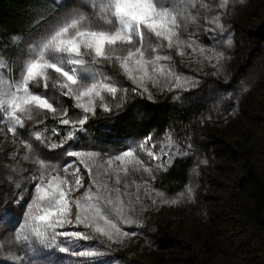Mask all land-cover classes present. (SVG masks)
Returning <instances> with one entry per match:
<instances>
[{"label": "rangeland", "instance_id": "rangeland-1", "mask_svg": "<svg viewBox=\"0 0 264 264\" xmlns=\"http://www.w3.org/2000/svg\"><path fill=\"white\" fill-rule=\"evenodd\" d=\"M206 3L211 5L210 10L193 9L194 15L198 12L197 21L189 23L182 32L183 39L195 41V46L204 48L205 53L201 55L187 47L183 48V56L176 49L161 50V55L171 57L161 63L174 76H157V83L146 81L148 91L145 92L123 76L118 66L103 63L95 67L111 76L122 91L117 92L115 98L104 93V102L112 111L105 112L97 106L95 115L89 114L83 131L61 124L59 116L41 113L25 121L24 127L17 129L16 137L0 133V243L5 244L0 264H13L3 259L10 253L23 257L16 264H32L33 261L35 264H264V227L258 228L251 222L246 212L250 201L243 187L251 169L264 172V0L230 3L226 9L218 7L219 0H206ZM65 14L45 26L32 43L46 35ZM215 16H219L223 30L209 23ZM7 41L9 46L18 49L15 62H22L26 58L22 53L32 43L18 48L21 33L9 35ZM216 54H222L223 58L217 60ZM0 55L4 56L1 49ZM12 71L16 74L15 69ZM175 76L181 78L179 83ZM32 90L43 92L42 88L34 86ZM47 95L59 111H67V119L78 121L83 117L84 113L74 106V101L68 105L51 86ZM159 95L178 107L194 111L185 132L169 128L145 137L132 136L123 141L124 147L103 141L104 136L93 138L95 135L88 124L94 118L98 128L110 129L112 118L120 108L131 105L133 113L141 116L139 101L155 100ZM5 127L0 123V128ZM36 132L42 133V140L35 139ZM69 132L71 139H67ZM169 138L171 146L164 150L171 154V162L183 156L194 160L188 183L173 194L156 184L159 174L165 171L157 170V165L168 160L161 148L169 144ZM21 140L33 146L32 153L27 152ZM146 141L141 151L140 145ZM129 150H135L153 169L155 179L140 172L129 178L142 187L137 191L133 186L128 189L132 195H122L123 218L111 213L121 232L128 233L120 237L122 242L109 240L93 228L75 223L55 229L88 236V239L58 236V242L68 247L69 253L41 248L34 243L33 247L41 248L37 256L26 245L13 241L14 231L24 223L34 195L36 182L31 177L39 175L37 165L31 159L25 160V155L39 157L61 168L67 163L80 168L84 187L71 194V199H77L84 195L91 181L84 165L68 156V152L97 153L99 159L95 163L99 164ZM148 151L155 152L161 159L150 158ZM60 174L64 175L62 171ZM110 186L113 185L110 183ZM157 192L163 193V197L157 196ZM164 199L177 203L165 204ZM8 210L10 216L4 217ZM76 214L77 208L72 206L70 218L73 221ZM126 219L133 222L126 223ZM100 226L107 227L102 222ZM71 251H93L97 255L78 257L72 256Z\"/></svg>", "mask_w": 264, "mask_h": 264}, {"label": "snow or ice", "instance_id": "snow-or-ice-1", "mask_svg": "<svg viewBox=\"0 0 264 264\" xmlns=\"http://www.w3.org/2000/svg\"><path fill=\"white\" fill-rule=\"evenodd\" d=\"M235 2L243 4L245 0H219L218 7L226 9ZM210 8L206 0H78L46 35L28 46L27 51L22 53L26 57L22 62L6 60L0 55V123L6 125L0 128V133L7 132L16 137L17 129L23 128L25 121H31L41 113L59 116L61 124L83 131L89 114L95 115L97 106L105 112L112 111L104 102V93L115 98L117 92L122 91L111 76L95 66L115 64L123 76L147 92L146 81L157 83V76L175 75L161 63L171 59L168 55H161V50L176 49L183 56V48L187 47L201 55L205 53L204 48L195 46V41L183 39L182 32L187 30L189 23L195 24L197 21L198 12L194 15L193 9ZM209 23L223 30L219 16L213 17ZM228 44H231L230 39ZM222 58V54H216L217 60ZM14 65L16 74L12 71ZM175 79L177 83L181 80L179 76H175ZM33 86L42 88L43 92H34ZM50 86L60 95L72 99L74 106L84 113L83 117L78 121L67 119V111H59L49 99L47 92ZM120 106L116 105L117 108ZM113 134L114 129L103 127L96 129L93 138ZM71 138L72 133L69 132L67 139ZM35 139L42 140V133L36 132ZM148 139L151 140V137ZM20 143L28 153L33 152L30 143L23 140ZM146 144L147 141L140 145L141 151ZM170 146L171 138L169 144L161 148L168 160L157 165V170H166L169 166L172 156L164 149ZM146 154L154 160L161 159L153 151ZM67 155L84 165L91 181L84 195L77 199H71V194L84 187L83 177L79 175L80 168L71 163L61 168L39 157H23L37 165L39 175L31 177L36 182L34 195L24 223L14 231L13 241L26 245L37 256L41 254V248L69 253L70 249L58 242V236L88 239L81 232L55 231L66 224H83L109 240L122 242L120 237L128 233L121 232L111 213L123 218L125 206L122 195H132L128 189L133 186L137 191L142 187L129 178L140 172L155 179L153 169L140 159L135 150L109 157L99 164L95 163L99 154L94 152L71 151ZM144 184L147 185V181ZM156 195L163 197L160 192ZM162 202L177 203L176 200L166 199ZM72 206L77 208L75 221L70 218ZM9 216L10 210L5 211L4 217ZM100 222L107 227H101ZM124 222L130 224L133 221L126 219ZM34 243L41 248L33 247ZM4 247L5 244L0 243V253ZM70 254L78 257L97 255L93 251H71ZM3 259L16 264L23 257L10 253Z\"/></svg>", "mask_w": 264, "mask_h": 264}, {"label": "trees", "instance_id": "trees-1", "mask_svg": "<svg viewBox=\"0 0 264 264\" xmlns=\"http://www.w3.org/2000/svg\"><path fill=\"white\" fill-rule=\"evenodd\" d=\"M73 0L54 2L52 0H0V49L4 56L15 62L18 49L9 46L7 38L11 34L21 33L22 42L18 48L31 44L53 19L70 8ZM15 69V65L13 66ZM72 105L73 100L62 96ZM141 116H136L131 105L120 108L113 116L111 128L115 134L104 136L103 141L124 147L123 141L132 136L145 137L152 132L163 133L169 128L185 132L192 120L193 110L178 107L171 100L159 95L155 100L141 99ZM96 119L90 125V131L96 133ZM194 160L190 156L174 159L157 177V186L170 194L182 190L188 183ZM247 191L250 206L246 212L251 222L258 228L264 227V172L250 170L243 183Z\"/></svg>", "mask_w": 264, "mask_h": 264}, {"label": "crops", "instance_id": "crops-1", "mask_svg": "<svg viewBox=\"0 0 264 264\" xmlns=\"http://www.w3.org/2000/svg\"><path fill=\"white\" fill-rule=\"evenodd\" d=\"M52 1H54V2H62V1H64V0H52ZM77 2H78V0H76V3H77ZM76 3H75V0H73V3H72V5H71V7L68 8V9H66L62 14L58 15L56 18H58L59 16L65 14V13H67V12H69V11L73 8V6H74Z\"/></svg>", "mask_w": 264, "mask_h": 264}]
</instances>
